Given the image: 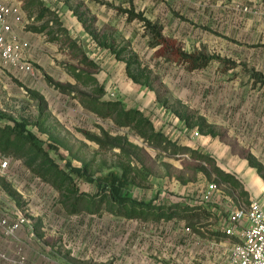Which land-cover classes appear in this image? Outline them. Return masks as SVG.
<instances>
[{
    "label": "rangeland",
    "instance_id": "1",
    "mask_svg": "<svg viewBox=\"0 0 264 264\" xmlns=\"http://www.w3.org/2000/svg\"><path fill=\"white\" fill-rule=\"evenodd\" d=\"M2 1L27 7L22 22L17 24L19 30L25 31L32 25L30 16H34L38 8L36 0ZM43 1L56 11L62 9L64 2ZM73 1L82 3L83 10L89 9L97 15V28L103 25L109 30L116 28L120 40L134 47L145 65L151 66V82L161 98L174 95L186 99L192 109L208 119L225 145L231 147L233 155L247 159L264 175V85H256L247 72V69L254 70L264 76V15L260 10L263 0ZM101 1L107 4H97ZM130 4L149 20L163 23L164 35L179 41L185 51H204L230 58L240 67L223 73L215 62L205 70L189 73L169 59L168 62L163 58L155 59L144 24L128 22L113 8H129ZM16 39L27 44L25 50L29 47L19 35ZM23 55L25 57L24 51ZM23 74L0 65V127L12 125L3 118L5 115L28 120L38 142L49 150L51 160L59 168L50 165L26 143L7 135L0 140V145L8 154L18 152L36 169L41 167L45 175L50 172L54 180L59 177L55 180L59 189L42 182L22 162L10 159L9 169L0 173V183L9 191L0 185L5 209L11 214L26 215L34 231L24 228L18 239L6 247L8 260L0 259V264L226 262L237 239L226 235L224 230L231 211L222 210L218 204L226 192L221 187L222 174L215 163L183 160L160 147L147 145L137 137L139 134L133 126L118 125L114 117L101 119L86 112L78 102L53 91L42 73L34 85L26 83L23 80L26 74ZM75 88L77 92H93L91 88ZM139 90L140 96L147 94L146 89ZM130 95L126 93L124 98L130 100ZM131 104L140 105L138 100ZM129 106L128 101L123 103V109ZM167 107L156 110L150 104L146 115L175 147L177 143H184L185 134L172 115L165 119L169 114ZM66 161L76 167L85 166L95 176L110 172L125 176L130 195L135 199L152 201L167 209L202 207L203 216L183 219L180 213H166L152 220L131 221L112 215L108 205H102V212L97 215L70 214L68 211L75 204L73 187L92 193L94 185L83 179L74 183L61 175L59 169L65 168ZM211 185L216 192L214 190L207 200ZM240 203L248 205L244 198ZM20 257L24 258V263Z\"/></svg>",
    "mask_w": 264,
    "mask_h": 264
},
{
    "label": "crops",
    "instance_id": "2",
    "mask_svg": "<svg viewBox=\"0 0 264 264\" xmlns=\"http://www.w3.org/2000/svg\"><path fill=\"white\" fill-rule=\"evenodd\" d=\"M45 4L50 6L46 2ZM97 4L105 5L107 3H102L101 1ZM82 5V3L75 4L73 0H64L62 9L57 10L59 21L62 23V32L58 31V27H47L40 32H33L28 30V28L25 31H21L18 29L17 24L13 23L14 35H19L23 41L29 43V47L24 50V59L26 58L25 60L33 65L39 76L42 73V78L49 88L59 95L69 97L73 101L78 102L81 108L91 114L95 115L93 108L98 105L99 109H103V103H116L114 118H118L120 111L140 110L144 117L153 124L155 122L146 115V109L151 104V107L154 106L156 110H160V104L166 101L169 114H167L165 119H169L172 115L181 124L180 126L184 129L183 133L185 134L184 143H177L175 147L172 144L170 145L169 155L178 157V155L182 154L189 155L190 152L204 155L209 153L211 155L209 157L214 160L218 168L228 175L229 178L227 180L220 179L221 187L226 192V196L218 201L220 208L232 211L241 205L240 200H243V198L246 199L248 204L253 199L264 201V178L253 164L247 159H241L233 155L231 147L225 145L226 143L221 139L213 125L209 124L208 119L200 115V112L196 109H192L186 99L173 95V97L160 98L159 101L155 90L153 91L135 82L128 75L127 63H132V66L136 65L137 63L134 64L131 58L133 53H136L141 59L138 52L128 41L120 40L116 28L109 30L104 25L105 28L103 26L97 28L96 25L99 18L91 10H83L84 5ZM113 8L126 18L119 10L122 7ZM43 22H37L35 26L40 27ZM87 43H89L88 47ZM125 47H127L126 50H124ZM102 54H104V57H101ZM23 78L30 85H34L33 82L36 81L29 75H24ZM49 81L70 88L73 93L71 95L64 94L56 90ZM75 87L91 88L93 92L90 94L80 90V92H77ZM100 88L103 91L98 93L97 89ZM140 88L146 89L147 94L143 93L140 96ZM126 93L128 95L131 94L128 96L131 101L128 98H124ZM140 99H142L141 102L139 101ZM134 100H138L139 107L132 106L131 103ZM126 101H128L130 106L123 109V103ZM187 108L195 111V116L191 117V121L195 126L190 129L185 126L184 121L171 112L173 109L182 112ZM202 117L206 119L207 131L210 129L212 132H200L201 137L195 139L192 133L194 130L199 129L200 122H203ZM156 131L159 132L157 125ZM221 145H223V148ZM170 150H173L176 154L170 153ZM216 156L218 157L216 158ZM188 161L194 162L192 159ZM227 201L230 202L227 203Z\"/></svg>",
    "mask_w": 264,
    "mask_h": 264
},
{
    "label": "trees",
    "instance_id": "3",
    "mask_svg": "<svg viewBox=\"0 0 264 264\" xmlns=\"http://www.w3.org/2000/svg\"><path fill=\"white\" fill-rule=\"evenodd\" d=\"M36 6L38 7L35 11L34 16H30V23L32 24L28 27V30L33 32H40L47 27H58V31H63L61 27V22L59 21V15L56 10L52 7L45 4L43 0H36ZM23 11L27 12V7L22 5ZM125 15L128 22L136 21L138 23L144 24L145 36L148 37V44L151 49L155 50L154 58L161 59L163 58L165 61L170 63H174L176 65L181 66L186 72L193 73L199 72L210 67L211 64L217 62L219 64V68L223 73H227L228 71L234 70L240 65L238 62L230 59L224 58L220 56L209 55L204 51H185L181 46L182 44L174 38L167 37L164 35V25L160 21L149 20L142 11H136L134 5L130 4L129 8L119 9ZM44 21L40 27H36L35 24L37 22ZM164 48L163 51L160 52ZM125 47L124 50H126ZM134 64L128 62L127 63V72L128 75L135 81L143 86L148 87L151 90H155V94L160 101L161 95L158 90L154 88V83L151 82V71L149 67L145 65V63L139 58L136 53H133L131 58ZM144 65V66H143ZM242 66V65H241ZM247 72L251 74V79L255 82V84L264 85V76L257 71L248 70ZM15 82L18 83L17 80ZM51 85L58 91L69 94L73 93V91L65 86H61L49 81ZM103 91L102 88L97 89L98 93ZM76 94V93H75ZM77 95V94H76ZM73 98H75L73 96ZM116 103H103V109H99V105L93 108L97 117L101 119H110L116 113ZM168 106L166 101L161 103V107ZM168 108V107H167ZM171 112L180 120L184 121L185 126L190 129L195 126L192 123L191 117L195 116V111L187 108L186 110L179 112L178 110H171ZM194 113V114H193ZM8 121L12 122V125H7L4 128L0 127V140L5 137H12L13 140L24 142L26 145L30 146L32 150L42 154L47 162L50 165L57 166L54 161L51 160L49 156V150L43 147L38 142V136L33 131V129L29 128L28 120H19L12 116H3ZM203 122H200L199 132L210 133L212 132L210 129L207 131L206 119L203 118ZM116 121L121 126H133L137 133V137L143 140V142L147 145L157 146L167 152L169 154V148L171 143L167 141L165 136L159 131H156V125L153 124L149 119L144 117V114L140 110H130V111H120L118 114V118ZM116 122V123H117ZM207 131V132H206ZM51 144H54L53 141H50ZM1 146V145H0ZM49 148H55L51 145H48ZM172 147V146H171ZM172 149V148H171ZM170 153H174V151L170 150ZM0 156L10 158L12 160L20 161L22 164L32 172L37 178H39L42 182L55 187L56 190L59 187L56 185L57 179L54 180L49 173L45 175L43 169L39 167L36 169L30 162H28L22 155L18 152L16 153H7L6 148L0 147ZM189 157L193 161H197L199 164L208 163L209 165L214 164V160L204 154H195V152H190ZM254 166V165H253ZM217 170L219 171L221 178L223 180H227L228 175L224 174L217 165H215ZM57 168H59L57 166ZM42 169V170H41ZM60 174L68 177L71 181L85 180L87 183L94 185L93 191L88 192L86 190L80 191L77 187H73L74 195V205L71 211H68L70 214H88V215H97L102 212V205H108V211L116 216L122 217L126 220H152L155 217L159 218L160 216H164V214L168 213L170 215H175L180 213L181 218L183 219H198L203 216V208H194V209H178L172 208L167 209L166 207H162L161 205H154L151 202H145L139 199H135L131 197L129 191V181L123 175H118L115 172H110L104 176H95V174L88 171L85 166L76 167L70 161H66V165L64 169H59ZM258 170V169H257ZM259 173L261 171L258 170ZM264 178V175H263ZM0 185L4 188V190L8 191L6 187L3 186L1 182ZM9 192V191H8ZM84 206L82 207V205ZM177 207V206H176ZM158 216V217H157Z\"/></svg>",
    "mask_w": 264,
    "mask_h": 264
},
{
    "label": "built area",
    "instance_id": "4",
    "mask_svg": "<svg viewBox=\"0 0 264 264\" xmlns=\"http://www.w3.org/2000/svg\"><path fill=\"white\" fill-rule=\"evenodd\" d=\"M264 15V0L260 4ZM22 5H10L0 0V65L17 73H24L33 79L39 73L33 65L24 59L23 51L26 43H19L13 33V23L19 24L23 20ZM192 136L197 139L200 132L196 129ZM179 158L191 160L189 155H178ZM10 158L0 157V173L9 169ZM215 186L211 185L206 195L210 199ZM5 199L0 190V259H7L6 247L18 239L23 228L34 231L30 219L20 213H9L5 209ZM190 229H188L189 231ZM226 235L235 237L228 258L224 264H264V201L253 199L248 205H240L233 209L224 228ZM22 263L24 258L20 257Z\"/></svg>",
    "mask_w": 264,
    "mask_h": 264
}]
</instances>
